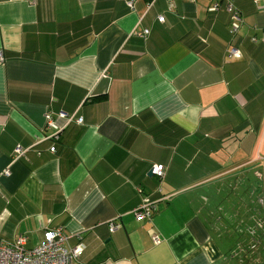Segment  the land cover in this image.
I'll return each mask as SVG.
<instances>
[{"label": "crops", "instance_id": "1", "mask_svg": "<svg viewBox=\"0 0 264 264\" xmlns=\"http://www.w3.org/2000/svg\"><path fill=\"white\" fill-rule=\"evenodd\" d=\"M128 1L0 0V237L33 248L62 228L85 246L75 264H243L220 201L233 179L252 195L244 169L264 148V12L234 0L233 36L216 0Z\"/></svg>", "mask_w": 264, "mask_h": 264}, {"label": "built area", "instance_id": "2", "mask_svg": "<svg viewBox=\"0 0 264 264\" xmlns=\"http://www.w3.org/2000/svg\"><path fill=\"white\" fill-rule=\"evenodd\" d=\"M191 3H196L198 0H188ZM254 6L261 12H264V0H253ZM224 5L225 11L230 16V33L237 35L243 24L244 19L241 11L235 6L234 0H216L212 2L207 9L210 14H216L221 10ZM128 6L133 7V1H128ZM163 17H159L162 22ZM149 35L148 30H144L137 34L140 38H145ZM252 42L258 43L259 39L254 36L251 38ZM264 42V39H263ZM226 56L228 60H235L242 58V52L236 47H231L227 50ZM5 57L2 50H0V63H4ZM60 118L67 121L74 120L73 116H66L59 114ZM49 124L52 123L51 116H47ZM77 123L81 124L82 119H78ZM55 141L59 140V136L54 138ZM30 149L17 146L15 149V157L19 160L25 158L26 153ZM50 152H55V146L50 148ZM153 176L163 179L166 175V167L164 165H154L151 168ZM9 172H5L8 175ZM0 195H2L0 190ZM156 210V201H153L149 196L143 197L140 205L135 208L134 216L138 222L150 221L154 211ZM121 228L120 224L113 223L110 226L111 232L117 231ZM151 239L155 245L162 243L160 234L154 230L150 232ZM28 238L20 236L14 240H7L0 237V264H75L82 257L85 246L79 243L75 246L69 245V237L64 234L62 228H44L43 237L39 244L33 248H27Z\"/></svg>", "mask_w": 264, "mask_h": 264}, {"label": "rangeland", "instance_id": "3", "mask_svg": "<svg viewBox=\"0 0 264 264\" xmlns=\"http://www.w3.org/2000/svg\"><path fill=\"white\" fill-rule=\"evenodd\" d=\"M255 36L259 39V42L262 41L261 32ZM258 159V161L255 160L244 169L245 173L249 172V184L253 187V190H250L252 195L247 194V185H244L245 181L235 182L233 179V181L228 183L227 188L231 191L233 187L236 193L233 195L230 192L227 197L223 195L220 201V205H226L224 214L229 217H232L233 214L235 215V220L237 221L233 228L235 233L229 238L233 239L229 246H237V254L243 264H264V148L260 152ZM232 184L233 186H230ZM248 195L250 198L254 195L253 211H250L249 215L246 212ZM242 199L243 201H241ZM223 222L228 227L231 224V220L229 221L228 219H223ZM224 237L226 238V236ZM216 238L221 239L218 234Z\"/></svg>", "mask_w": 264, "mask_h": 264}, {"label": "water", "instance_id": "4", "mask_svg": "<svg viewBox=\"0 0 264 264\" xmlns=\"http://www.w3.org/2000/svg\"><path fill=\"white\" fill-rule=\"evenodd\" d=\"M152 175V173H150Z\"/></svg>", "mask_w": 264, "mask_h": 264}, {"label": "trees", "instance_id": "5", "mask_svg": "<svg viewBox=\"0 0 264 264\" xmlns=\"http://www.w3.org/2000/svg\"><path fill=\"white\" fill-rule=\"evenodd\" d=\"M232 35V34H231Z\"/></svg>", "mask_w": 264, "mask_h": 264}]
</instances>
